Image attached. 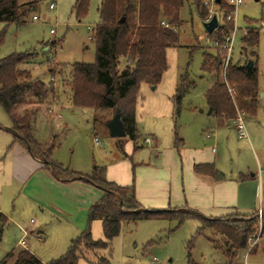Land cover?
<instances>
[{
	"label": "rangeland",
	"instance_id": "rangeland-1",
	"mask_svg": "<svg viewBox=\"0 0 264 264\" xmlns=\"http://www.w3.org/2000/svg\"><path fill=\"white\" fill-rule=\"evenodd\" d=\"M75 1L42 0L33 14L29 15L26 23L0 22V32H5L4 41L0 46V59L13 52H36V59L33 58L28 67L33 70V74L41 77L48 84L52 83V74L47 70L49 66L58 65V69L62 64L68 66L63 74L55 75L56 86L53 85L55 89L59 87L63 89L60 91V102L64 106L67 105L69 96L67 91L64 92V89L69 90L67 85L69 67L75 62H95L96 44L90 36H92L93 28L100 21L99 8L102 0H91L88 14L81 20L72 12ZM51 2H55V9H50ZM202 2L208 9L205 20L200 15L196 0H184L180 12L181 21L175 26L178 40L174 46L167 49L168 67L162 80L157 86L145 82L140 84L136 106V121L141 133L140 144L143 146L137 156L140 161L142 159L147 161L154 149L151 144L144 141L151 132L156 133L162 143L174 141L175 121L172 109L166 105V102L174 95L182 77H187L188 82L194 81V85L183 97L177 127L183 129L191 125L192 108L206 107L205 92L217 79L218 73L215 69L211 72L204 70L205 54H210L213 62L216 58L223 57L215 44L216 36L210 37L204 25L205 21L210 20L214 15H217L220 24H226L227 27L232 25V28L236 25L231 58L233 63L242 64L246 61L249 63L258 60L259 94L256 113L245 115L249 138L239 137L234 120V123L224 128L223 137L213 140L214 143H211V146H214L218 153L227 156L230 168L233 160L236 164L253 162L256 154L260 157V151L264 149V132L261 135L258 133L255 135L248 130L249 122L252 127L255 126L256 121L259 122L256 124L264 126V0H243L237 9L232 7L227 12V16L232 15L236 9L234 20L228 19L225 16L226 12L214 0H202ZM226 2L231 4L230 0ZM34 14L38 16V19H33ZM249 28L259 30V42L255 47H249L247 53H244L243 37ZM51 29L55 33H52ZM216 31L217 29L214 32ZM54 40L57 42L55 47H50V50L45 49L44 43L47 42L51 46V41ZM220 77L224 78V68L220 71ZM90 112L94 116L88 123ZM113 114L114 110L111 109H80L77 115L78 120L71 123L69 129L63 127L65 133L54 139L52 145L62 146L56 153L64 157L65 167L70 165L72 168L71 163H79L81 167H84L83 169H88L90 161L99 149L96 140H99L100 148L104 151L115 148L118 152L116 143L121 137L111 136L105 123V119ZM4 120L7 121L9 118L0 106V123ZM69 148L75 151L71 152ZM96 160L99 162L98 157ZM201 226V222L196 219H186L182 223L172 218L124 221L120 233L111 240L110 247L97 249L90 254V257L94 259L106 257L109 264H190V260H192L191 264H229L225 237L212 226L205 227L203 233H199ZM92 227L94 239L104 238L102 224L95 223ZM5 229L6 233L3 231L0 235V261L16 247L18 240L14 232H11L12 230L7 232V227ZM43 236V241L37 242V248L31 249L45 263L63 255L70 245L68 244L67 248L61 252L63 235L55 227H51ZM236 261L240 264H264V238L253 249L249 250L247 247L240 250ZM78 264L98 263L90 262L82 256Z\"/></svg>",
	"mask_w": 264,
	"mask_h": 264
},
{
	"label": "trees",
	"instance_id": "trees-1",
	"mask_svg": "<svg viewBox=\"0 0 264 264\" xmlns=\"http://www.w3.org/2000/svg\"><path fill=\"white\" fill-rule=\"evenodd\" d=\"M41 1L0 0V22L26 23ZM90 1H75L72 12L79 20L88 14ZM214 1L226 12L227 17V12L233 5L226 0ZM196 2L200 15L205 20L208 9L202 0ZM183 4L184 0H102L99 8L100 21L93 28L91 36L96 44L95 62H75L69 67L67 85L73 105L76 108L120 111L127 136L137 142L139 134L135 110L140 84L145 82L157 86L162 80L168 67L167 49L174 46L178 40L175 26L181 21ZM232 29V25L227 27L226 24H221L217 28V34L212 32L210 37L215 35L217 41L223 43ZM4 37L5 32L1 31L0 46ZM258 42L259 30L247 29L243 37V52L247 53L248 48L255 47ZM56 44L55 40L51 41V47ZM35 54L33 51L13 52L0 59V106L11 119L19 139L34 155L44 157L54 173L86 179L102 189L104 195L91 206L88 227L71 241L63 255L44 263L29 250L22 249L11 264H78L82 256L90 262L109 264L108 258L94 259L90 254L97 249L109 248L111 240L120 233L122 222L163 218L178 219L180 223L186 219H196L202 224L199 233H203L207 226L214 227L225 237L229 264H239L236 258L240 250L248 247L249 238L257 231L258 214H233L213 218L190 208H145L136 199L134 186H119L107 180L103 167L96 165L90 174H80L52 158L54 146L39 142L33 135L34 111L28 109L20 113L18 109L27 103H43L58 96L51 83H46L39 76L35 77L26 66L36 58ZM210 56L205 54L204 70L211 72L215 69L218 77L205 93L209 113L224 121L235 119L238 110L255 114L259 94L258 60L252 61V66H249L248 61L240 64L230 60L224 78L221 79L223 57L216 58L213 62ZM57 66H49L48 72L55 76L63 74L64 69L68 68L65 64L60 65L59 69ZM188 81L187 77L181 78L172 98L176 117L181 111L186 91L194 85V81ZM195 170L198 173L222 177L213 164L196 165ZM96 219L102 221L104 238L94 239L92 236L90 224ZM262 225L264 230V214ZM11 256L12 254L8 255L0 264H6ZM191 262L192 260L190 264Z\"/></svg>",
	"mask_w": 264,
	"mask_h": 264
},
{
	"label": "crops",
	"instance_id": "crops-1",
	"mask_svg": "<svg viewBox=\"0 0 264 264\" xmlns=\"http://www.w3.org/2000/svg\"><path fill=\"white\" fill-rule=\"evenodd\" d=\"M44 44L45 49L50 50L51 46L47 42ZM31 71L33 72L32 69ZM34 76L37 77L35 74ZM55 90L58 95L56 99L38 104L27 103L18 108L20 113L28 109L34 111L33 135L43 144H52L54 139L61 137L65 133L63 127L67 129L71 126V123L78 120V111L85 109L73 105L70 90L66 89L64 92L69 93L67 105H61L60 91L63 89L59 87ZM173 96L167 100L166 105H169L173 112L174 141L162 143L161 138L151 132L150 136L144 139L154 148L147 161L137 159L143 146L140 144L141 133L136 121L139 134L137 142L127 135L118 138V152L115 148L104 151L100 148L101 144H98L99 149L90 161L88 169H83L79 163H71L72 168L70 165L68 168L80 174H90L94 166L103 167L107 180L119 186H134L136 199L145 208H190L213 218L233 214L259 216L260 212L263 216L264 170L260 174L258 170L264 164V149L260 151V157L256 154L253 162L236 164L233 160L230 168L227 156L218 153L211 143L221 139L224 128L234 123L235 119L224 121L211 115L205 97L206 107L192 108L191 125L179 129L177 121L181 111L176 117ZM65 111L67 112L64 113ZM89 116L88 123L94 115L91 113ZM113 116L106 118L105 123ZM254 123L255 126L252 127L249 122V132L261 135L264 126L256 124L258 121ZM240 138H249V135ZM147 139L149 141H146ZM59 147L62 146L53 147L52 157L65 167L64 157L56 153ZM69 150L75 151L71 148ZM80 151L82 152V148ZM202 164H213L222 177L196 172L195 166ZM103 195L102 189L86 179L54 173L44 157L34 155L19 139L10 118L0 123V235L3 231L6 233L7 227V232L12 230L18 239L16 247L7 253L0 263L12 254L6 263L10 264L22 249H26L19 243L23 229L29 231L26 238L27 250L32 252L31 248H37V242L43 241V234L45 235L47 230L51 227L57 228L63 235V252L68 244L88 227L90 208ZM95 223L99 225L102 221L96 219L91 222L90 227Z\"/></svg>",
	"mask_w": 264,
	"mask_h": 264
},
{
	"label": "built area",
	"instance_id": "built-area-1",
	"mask_svg": "<svg viewBox=\"0 0 264 264\" xmlns=\"http://www.w3.org/2000/svg\"><path fill=\"white\" fill-rule=\"evenodd\" d=\"M230 2L233 5V7H235L237 9V7L242 4L243 0H230ZM49 7H50V9H55L56 8L55 2H51ZM236 9L232 12V15L229 14L227 16L228 19L234 20V13H235ZM33 19H38V16L34 15ZM163 23L166 26H170L168 23H165V22H163ZM236 29L237 28L235 25L234 28L232 29V31L228 35H226L225 41L223 43H219V41H215V44L220 49V51L223 55L222 62H223L224 74L226 73L227 67H228L230 60L232 58V51L234 48L233 44H234ZM51 32L55 33V31L53 29H51ZM51 82H52L51 83L52 85L56 86L55 76L52 77ZM230 91L233 93L232 89H230ZM245 115H246L245 112L238 110L237 117L235 118L238 134L240 137H247L248 136L247 129H246V123H245ZM146 141H149V139H147ZM96 143L100 144L99 140H96ZM263 170H264V164L262 166H260V168L258 170V174H260ZM32 221H33V219H32ZM28 234H29V231L27 229H23V234H22V237L19 241L20 245L26 249L28 246V243L26 240ZM263 238H264V230H263V225H262V212H260V214H259V225H258L257 231L248 240V249L249 250L253 249L256 245H258V243Z\"/></svg>",
	"mask_w": 264,
	"mask_h": 264
},
{
	"label": "water",
	"instance_id": "water-1",
	"mask_svg": "<svg viewBox=\"0 0 264 264\" xmlns=\"http://www.w3.org/2000/svg\"><path fill=\"white\" fill-rule=\"evenodd\" d=\"M219 2V0H217ZM124 20V18H122ZM206 30L209 33L214 32L220 24L217 15H214L210 20L204 23ZM252 61L249 62V66H252ZM110 135L113 137H125L127 135L124 122L121 118L120 111H116L114 116L107 122Z\"/></svg>",
	"mask_w": 264,
	"mask_h": 264
}]
</instances>
